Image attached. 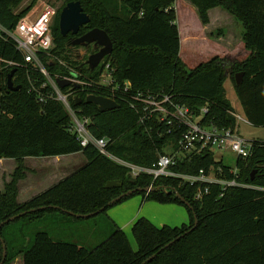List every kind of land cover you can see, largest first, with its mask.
<instances>
[{"label":"trees","instance_id":"16d2710c","mask_svg":"<svg viewBox=\"0 0 264 264\" xmlns=\"http://www.w3.org/2000/svg\"><path fill=\"white\" fill-rule=\"evenodd\" d=\"M24 1L0 0L1 26L12 31L36 2L34 0L30 6L19 10ZM75 1L80 2L90 21L77 35L62 37L59 31L61 9H58L52 26L54 48L51 54L78 69L83 78H97L98 71L91 72L86 61L87 55L97 53L99 48L87 49V55L80 57L81 48L72 46V42L76 37L99 29L108 35L113 46L99 70L109 64L117 84H130V94L170 95L174 103L187 107L196 115L206 108L204 125L235 130L234 109L224 88L225 82L229 81L247 122L255 128L264 127V0H188L204 26L209 23L208 11L211 9L222 8L230 14L242 25V40L250 52L244 62L214 57L190 70L179 56L180 35L174 8L177 0H64V4ZM0 59L21 64L1 70L3 64L0 63V159H13L17 164L11 181L5 183L4 192L0 194V223L22 212L46 207L44 211L17 218L0 229L6 249L3 264H12L17 258L22 264H143L152 256L154 258L146 264H264L263 141H251L250 157L237 159L235 165L240 182L262 190L232 188L220 196V188L213 186L202 201L195 202V188L181 180L160 178L153 181L145 174L132 178L127 168L100 155L94 147L82 148L72 133V122L66 109L61 102L49 97L51 88L46 79L23 64L13 42L0 43ZM44 66L54 80L65 73L57 63H44ZM12 70H15L13 85L20 87L17 92L7 88V76ZM240 73L243 76L237 85L235 75ZM62 92L71 91L66 88ZM72 94L83 103L75 106L71 97V108L90 119L89 132L98 139H106L108 152L114 157L149 168L160 155L167 153L166 150H177L180 132L171 129L168 133L169 128L154 118L141 123V114L131 109L126 100L115 98L118 108L101 112L97 106L84 101L90 95L110 98L107 90L92 87L84 92L75 89ZM40 98L42 102H39ZM78 153L85 159L82 167L31 200L17 202L18 183L25 178L27 170L24 158ZM218 168L223 171L224 178L231 177V168L217 161L214 153L206 149L201 154L179 160L174 171L196 175L200 170L215 173ZM112 181L121 186L107 189L106 184ZM150 187L155 191L136 192L107 206L124 193ZM174 192L192 209L187 208ZM136 195L162 205L183 206L188 213V223L179 227H156L148 219L139 218L131 227L136 243V250H133L124 232L109 221L106 213ZM103 207L105 210L96 216H105L109 231L94 248L55 241L40 229L32 238L26 236V227L43 220L46 214L70 216L64 212L68 211L88 215ZM195 221L196 228L188 232ZM20 222L9 229L10 225ZM102 232H95L94 236L98 237ZM2 253L0 241V262Z\"/></svg>","mask_w":264,"mask_h":264},{"label":"built area","instance_id":"2783aa9c","mask_svg":"<svg viewBox=\"0 0 264 264\" xmlns=\"http://www.w3.org/2000/svg\"><path fill=\"white\" fill-rule=\"evenodd\" d=\"M34 10H30L20 18L12 31L0 25V43L13 42L15 49L22 56L23 64L37 70L46 79L47 85L51 88L49 97L61 102L66 109L72 122V133L76 136V140L82 148L88 146L94 147L100 155L127 168L132 178L145 174L150 176L153 181L160 178L181 180L190 187L195 188L193 198L195 202L202 201L203 197L210 193V188L213 186L220 188V196H223L228 189L232 188L262 190L261 188L240 182L236 168L231 169L230 178H224L221 168H218L215 173L211 172L208 174L203 170H200L196 175L175 172L174 168L179 160L201 154L206 149L212 152L231 151L236 155L237 159L246 160L251 155L252 145L239 135L237 128L235 130H225L204 125L202 120L204 114L207 112L206 108L201 109L198 115H196L187 107L174 103L170 95L130 94V84L128 82L123 86L117 84L113 77V70L110 69L109 64L99 70L103 60L91 71H98L96 79L89 80L83 78L78 69L67 65L64 61L57 59L51 54L54 48L52 26L57 12L56 8L51 3L43 2L38 12H36V7ZM83 50L84 48H81L79 54ZM84 54H80V57H83ZM87 56L89 57L90 55ZM74 60H79V58H75ZM51 62L57 63L65 70V73L58 75L56 79L68 81L70 83L68 89L71 92L63 93L58 88L56 79L54 80L50 77L44 63ZM0 63L3 64L1 70L21 65L15 62H6L2 59H0ZM92 87L107 90L110 93V98L108 99L113 101L115 98L126 100L131 109L141 114V123L154 118L158 123H163L169 128L168 133H170L171 129L180 132L177 150L160 155L156 163L149 168L130 164L111 155L107 148L108 141L103 138L98 139L89 132L90 119L80 116V111H75L70 106L69 99L71 97L73 100L79 98L77 95L72 94L73 90L79 89V91L84 92L86 89ZM42 101L43 99L40 98L39 102ZM232 116L237 122L239 120L243 121L241 116L235 112L232 113Z\"/></svg>","mask_w":264,"mask_h":264},{"label":"rangeland","instance_id":"374dc122","mask_svg":"<svg viewBox=\"0 0 264 264\" xmlns=\"http://www.w3.org/2000/svg\"><path fill=\"white\" fill-rule=\"evenodd\" d=\"M33 1L34 0H25L21 4L19 10H23L24 8L30 6ZM43 2L53 4V6L57 10L58 7L64 2V0H36V2L34 3V5H32L30 10L32 11L36 7L37 9L36 12H38L41 9V5ZM174 7L177 12L176 24L178 25V27L181 30L182 28H184V30H188V32H190L192 36L196 37V35H198L201 29L203 28V25L199 20L197 10H195L194 6H192L190 1L188 0H177L174 4ZM220 11H221L220 9L216 8L211 12L210 14L211 27L209 31H207V35L210 32L213 33V38L217 42L220 39L218 42L220 46L214 44V41H212L213 43L212 42L207 43V42H203L200 38H196V39H200L199 42H201L198 43V47L196 49V54L197 57L199 58L197 59L196 57L193 59V61H191V59L193 58L191 57L188 60L190 61V63L185 64L187 70H190L193 64L206 62L209 60V57L219 56L222 52L224 51L227 52L230 45L232 44L235 45L236 41L233 38L234 37L233 33L238 31L237 25L241 30V25L235 22L227 12L226 13L222 12L225 15L219 16L218 14L221 13ZM179 56L180 59L184 61V56H183V52L181 53V49ZM219 57L228 58L229 60H231L228 57V55L225 56L222 55ZM224 86L227 90V99L233 105L234 111L237 112V114H239V116H241L244 119V114L239 105L234 90L230 89L228 82H225ZM237 125L240 136H242V138L245 139L246 141L261 140L264 142V127L255 128L251 125L250 126L247 125L244 121H240V120L237 122ZM168 151L169 150H166L167 152L166 154L169 153ZM214 154L216 160L219 161L220 156H222L223 164L230 168H234L237 157L233 152L227 150L215 151ZM35 161L37 162L38 160ZM40 161L43 162L40 164H32L33 163L32 158H29L26 163L30 165L32 164V168H30L29 172L31 171L34 174V176L37 174V177L39 176L46 177L52 174L53 172L57 173V175L54 178H50L46 180L45 182L46 185L44 187L47 188L52 184L58 182V180L75 172L77 168L79 169L80 167H82L84 163V157L74 156V157L59 158L57 160L54 159V157H52V159H41ZM41 165L43 166V168L38 169V167ZM124 203L127 204L129 203V205L134 206L135 213L138 216L137 218H148L153 223L160 221L162 222V220H168L173 215L172 212L173 208L171 206H166L168 204L162 205L154 201H147L144 200L140 195L129 197L123 202L113 206L108 211H113L114 209H117V207L121 206ZM179 207L184 209L183 206H179ZM46 215L47 216L43 220L37 221L34 224H30L26 227L25 232L27 234L26 235L27 237L32 238L33 234L40 229V230H45L55 241L76 243L91 249L96 247L99 243H101L102 242L101 238L104 237L106 233L109 231V224L106 221L105 216L103 215L89 219H84V220H77L75 218H72L71 216H63L61 214H46ZM156 216L158 217L159 221H155ZM20 224L21 222L15 223L13 226L10 225L9 229L15 228ZM98 231L101 232L103 231L104 233L102 232V234H99L98 237L94 236L96 234L95 232ZM125 233L129 238V242L133 250H136V243L130 233V229H125ZM18 259L19 258L15 259L12 264H20V261Z\"/></svg>","mask_w":264,"mask_h":264},{"label":"crops","instance_id":"0c3cea01","mask_svg":"<svg viewBox=\"0 0 264 264\" xmlns=\"http://www.w3.org/2000/svg\"><path fill=\"white\" fill-rule=\"evenodd\" d=\"M214 9H216V8H214ZM214 9H211V10L208 11L209 23L207 25H205V26L203 25V28L201 29L200 33L198 35H196V37L192 36L191 33L188 32V30H184V28H182V30H181L178 27L179 35H180V49H181V53L183 52V56H184V61H182V62L183 63L185 62L184 64L190 63V61H188V60L191 57H193L191 59V61H193V59L197 57L196 49L198 47V43H201V42H199L200 39L203 42H207V43L208 42L210 43V42L214 41V44H217L218 46H220L219 43H218L220 39L218 40V42L216 40H214L212 32H210L207 35V31H209V29L211 27L210 26L211 25V15L210 14H211V12ZM217 9L221 10L220 11L221 13L218 14L219 16L225 15V14L222 13V12L226 13L225 10H223L222 8H217ZM175 11H176V9H175ZM176 19H177V12H176ZM233 20L235 22H237L234 18H233ZM237 23H239V22H237ZM237 28H238V31L233 33V36H234L233 38L236 41L235 45H233V44L230 45V47L228 48V51L227 52L226 51L222 52L219 56L228 55V57L231 59L232 62L233 61L244 62L249 57L250 52L245 48L244 42L242 40V36H243V33H244L242 25H241V30L239 29L238 25H237ZM196 38H200V39H196ZM207 56H209V55H207ZM219 56H211V57H209V60H211L214 57H219ZM198 58L199 57H197V59ZM201 63H205V62H201ZM201 63L193 64V66H191V69L195 68L196 66H198ZM227 82H228V84L230 86V89L233 90V87H232L231 83L229 81H227ZM224 88H225V86H224ZM225 92H226V98H227V90H226V88H225ZM230 104H231V102H230ZM231 106L233 107L232 104H231ZM235 113H237V112H235ZM243 121L247 125L250 126V124L247 122L245 117H244ZM236 123H237V121H236ZM236 128H237V131H238V125L236 126ZM238 133H239V131H238ZM249 142H251V141H249ZM213 153H215V152H213ZM74 156L77 157V156H83V155L81 153H78V154L62 156V157H54V159L57 160L59 158L74 157ZM29 158H31V157L24 158V166H25V168L27 170L25 172V178L23 180H20L19 183H18V196H17V202L18 203H25V202L31 200L33 197L37 196L38 194H40V193L44 192L45 190H47L52 185H54V184H52L51 186H49L47 188L44 187L46 185V183H45L46 180H48L50 178H54L57 175V173L53 172L52 174H50V175H48L46 177L45 176L44 177L43 176L37 177V174L34 176V174L31 171L29 172L30 168H32V164H40V163L43 162V161H40L41 159H52V157H49V158H35V159L32 158V162L33 163L31 165L26 163ZM214 158H215V154H214ZM35 160H38V161L36 162ZM219 161H222V156H220V160ZM84 163H85V159H84ZM84 163H83V165H84ZM16 166H17V164H16V162L13 159H0V194L4 192L5 183H8V182L11 181V176H12ZM41 168H43L42 165L38 167V169H41ZM234 168H236V167L234 166ZM234 168H231V169H234ZM65 177H67V176H65ZM62 179H60V180H62ZM60 180H58V181H60ZM166 206H171L173 208L172 209L173 215L170 217V219L162 220V222L160 221V222H155V223H153L148 218H146V219H148L156 227H161L163 225H167L169 227H179L182 224H187L188 223V213H187L185 208L182 209L181 207H179V205H174V204H168ZM107 217H108L109 221L114 223L118 228H120L124 232L125 235H126L125 229H130V233H131V227H132L133 223L137 219H139V218H137L138 216L135 213L134 206L129 205V203L128 204L124 203L121 206L117 207V209H114L113 211H108ZM155 221H159L157 216L155 218ZM158 223H160V224H158ZM126 237H127L128 241H129V238H128L127 235H126ZM18 260L20 261V264H22L21 259L19 258Z\"/></svg>","mask_w":264,"mask_h":264},{"label":"water","instance_id":"95a60500","mask_svg":"<svg viewBox=\"0 0 264 264\" xmlns=\"http://www.w3.org/2000/svg\"><path fill=\"white\" fill-rule=\"evenodd\" d=\"M89 21H90V19H89L88 15L83 12V8H82L80 2H78V1L68 2L62 8L60 15H59V31H60V34L62 37H65L68 34L75 36L78 34L80 28L82 26L87 25L89 23ZM90 45H93L95 48H99V51L97 53L90 55L87 59L88 68L90 71H93L105 57H107L111 54L113 46H112V42L109 39L108 35L99 29H93V30L87 32L86 34H84L80 37H76L74 39V41L72 42V46L84 48V50L80 53L81 55L86 52V50L88 49V47ZM14 73H15V70H12L7 76V88L9 91L17 92L20 90V87L13 85L12 77H13ZM242 76H243L242 73L235 75V83L237 85L240 83ZM56 84H57L58 88L61 90L70 87V83L68 81H64V80H60V79H56ZM84 102L87 104H93V105L97 106L99 111H101V112L111 111V110H115L118 108V105L113 100L108 99V98L94 96V95H90V96L86 97ZM82 103H83V100L81 98H77L74 100L75 106H78ZM120 186H121V184L118 183L117 181L108 182L106 184L107 189L118 188ZM164 190H166V189H164ZM141 191L150 192V191H155V189H153V188H149L147 190L135 189L133 191H129V192L124 193L121 196L117 197L113 201H111L107 206H110V205L114 204L115 202L121 200L122 198H125V197L132 195L133 193L141 192ZM174 193H175V196L180 201H182L187 208L192 209L191 206L188 203H186L184 201V199L177 192H174ZM49 208H52L55 210L59 209L58 207H49ZM105 208L106 207H103L99 211H97L95 213L88 214V215H76L72 212H68V211H64V212L70 216H74V217L79 218V219H89V218H92V217L98 215L100 212L104 211ZM45 209H46V207H41L38 209H32V210H29L26 212H22V213L14 216V217H11V218L5 220L4 222L0 223V229L4 225L9 224L10 222H13L17 218L23 217L27 214L34 213L36 211H44ZM196 226H197V222L195 221L194 227L192 229H190V231H188V232L193 231L196 228ZM179 239L180 238L170 242L164 248H168L171 244H173L175 241H177ZM0 241L3 245L2 260H1L0 264H3L5 262V258H6V249H5L4 243H3L1 238H0ZM153 258H154V256L150 257L143 264H146L147 262H149Z\"/></svg>","mask_w":264,"mask_h":264},{"label":"flooded vegetation","instance_id":"af4514ba","mask_svg":"<svg viewBox=\"0 0 264 264\" xmlns=\"http://www.w3.org/2000/svg\"><path fill=\"white\" fill-rule=\"evenodd\" d=\"M66 4H67V3H66ZM66 4H64V2H63V3L58 7V9H61V10H62V8H63ZM58 9H57V10H58ZM55 17H56V15H55ZM72 36H74V35H72ZM90 48L95 49V47H94L93 45H90V46L88 47V49H90ZM86 53H87V51H86ZM86 53H85V54H86ZM85 54H84V55H85Z\"/></svg>","mask_w":264,"mask_h":264}]
</instances>
